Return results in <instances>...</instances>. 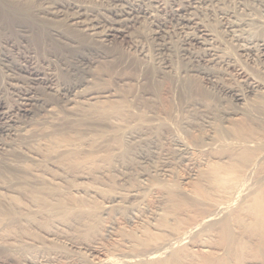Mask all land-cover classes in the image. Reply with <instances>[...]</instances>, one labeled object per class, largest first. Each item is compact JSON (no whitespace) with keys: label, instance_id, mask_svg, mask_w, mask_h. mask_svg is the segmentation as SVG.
Segmentation results:
<instances>
[{"label":"rangeland","instance_id":"obj_1","mask_svg":"<svg viewBox=\"0 0 264 264\" xmlns=\"http://www.w3.org/2000/svg\"><path fill=\"white\" fill-rule=\"evenodd\" d=\"M0 1L3 3V8L10 12V15L0 16V99L12 109L11 113H13H10L9 116L15 121L12 125L13 128L20 129L23 126L21 129L25 131L28 128L27 134H30L34 128V131L31 132L37 131L39 134L46 129L48 131L55 130L54 126H59L57 129L59 132L63 131L60 132L63 138H74L81 134L78 136H84V141L80 142L82 153L76 156L81 160H92L90 164L73 166L71 163L73 157L65 158L61 161L62 164L59 162H48L47 164L46 161H38L39 158L24 157L26 161L24 160L22 163L23 168L41 169L43 167L42 170L46 173L56 176L57 182L61 179L58 182L59 185L64 183L61 186L66 187L74 184L95 186L104 189V191L106 189V194L104 192L99 197H94L93 201L97 204H100L104 195L110 193L117 194L119 192L118 194L128 197L131 190L132 192L133 190L139 191L136 197L129 196L125 197L126 199L117 200L118 203L120 202L118 205L121 204L120 207L127 210V215L126 212L124 214L118 211V213L101 216L97 232L91 236L85 238L82 233L83 227L73 228L71 226L69 232L75 238L72 241L80 246L79 249L73 248L70 241L65 238L47 237L38 226L15 223L5 227L1 224L0 264H79L81 260L92 258L93 254L89 250L93 244V248L98 251L108 252L114 245L116 236L131 235L143 227L152 231L148 227L151 217L150 210L142 208V203H140L141 197L148 198L147 201L151 203L160 196V191H152L154 189L148 187L150 180H159L160 182L170 180L182 185L185 178L186 181L193 184L198 179L195 172L202 169L201 166L206 160L207 162L215 161V156L231 152L237 153V148L224 150L214 147L212 141L217 137L216 131L219 129L225 130L231 138L249 139L264 136V114L251 116L245 109L259 97L247 92L241 78L243 71V73L246 72L257 79L264 80V56L258 52H242L238 43L225 36L223 27L220 28L223 20L217 13V5L209 9L202 8L200 10L199 8L196 13L199 18L201 17L202 23L204 22L215 32L218 42L215 45L224 57L227 56L225 63L214 66L218 73V77L215 78L216 85L222 86L221 89L228 87V89L236 90L242 94L245 100L243 105L231 100V97L224 94L223 89H220V86L216 88L201 80L200 77L178 78L174 73L168 74V72L164 75H156L161 64L159 58L165 57L177 67L179 64L180 67L184 65L186 60H183L177 52L178 45L176 44L179 38L177 34L174 35L175 40L173 39V51L160 52L156 50L155 41L150 36L152 25L146 23L134 31L130 30L140 47L148 53V58L144 61L138 59L137 53L130 49L127 40L112 38L110 42H97L91 40L93 37L87 36L81 28L68 21L67 17L72 15L78 7H82L87 10L89 15L91 13V17L101 20V25L108 26L106 20L109 19L106 17L110 18V15L102 9L106 0ZM142 1L147 5L158 6L157 14L162 13L160 16H163L164 19L167 18L165 20L169 28L176 24L169 13L173 6L170 5L171 0L170 2L169 0ZM163 1L168 4L167 6L170 5V8ZM243 1L221 0L222 5L220 4L219 7L239 10ZM215 8H217L216 11ZM56 31L60 34L54 35L57 33ZM33 72L40 73L48 84L33 80L30 74ZM67 90L71 92H67ZM90 90L114 92L116 97L113 101L123 105L124 110L119 111L116 116H112L109 121L102 117L96 119L98 115L94 117L93 114L88 117V120L76 121L68 107L74 106L75 108L72 109L76 110L79 105L68 103L72 102L71 100L74 98L78 99L77 93L81 92L79 95H82ZM25 94H29L35 102L33 100L26 101ZM69 99L70 102H68ZM45 108L47 111L44 110ZM49 109L50 112H48ZM67 109L69 112L66 111ZM52 115L53 117H51ZM58 117L60 118L58 119ZM90 117L92 119H89ZM138 118L142 119V126L137 124ZM55 120L57 122L63 120V122L61 121L60 125H55ZM163 121H168L171 128L166 126L158 128V122ZM2 122L3 120H0V126ZM116 124L121 126L122 130L125 129L122 141L128 151L125 150L124 155L119 154L122 151L118 152L119 149L107 141H103L98 146L89 145L86 139L89 135L109 133L111 126ZM60 127L62 128L60 129ZM10 132L12 133V131ZM10 132L0 130V142L10 141L12 138ZM126 132H128L127 136ZM176 132L188 144L189 152L185 153L186 151L184 152L174 144V140L178 136ZM35 137L37 139L35 138L34 142L25 145V148H29V150H26L22 143H18V146L21 145L20 148L26 153L31 150L42 153L46 148L41 143L42 141L47 143L48 138L45 141L46 137ZM1 151L0 165L5 160L2 155L5 152H11L12 149L4 147ZM162 160L164 161L162 162ZM199 162H202V165ZM165 163L167 164L165 165ZM168 169L170 172H165ZM160 178H163L162 181ZM9 179L2 175L0 183H7ZM153 192L158 193L154 194ZM17 198L22 200L20 197ZM22 202L25 203L24 200ZM235 202L234 207L238 201ZM135 207L140 209V213L139 211L134 213H137L136 217L131 210ZM130 211L131 214H129ZM125 216H131L133 222L128 223ZM105 228L108 230L110 228V230ZM18 240L19 242L15 243ZM93 241H97L96 244L92 243ZM15 244L27 246V250L19 249V247L14 248Z\"/></svg>","mask_w":264,"mask_h":264},{"label":"bare ground","instance_id":"obj_2","mask_svg":"<svg viewBox=\"0 0 264 264\" xmlns=\"http://www.w3.org/2000/svg\"><path fill=\"white\" fill-rule=\"evenodd\" d=\"M104 2L106 4L102 6V9L110 15V18L106 17L109 19L106 20L108 26L101 25V20L91 17V13L89 15L87 10L82 7H78L76 10L72 8L75 11L67 19L71 24L81 28L87 36L93 37L91 40L105 43L110 42L112 38L127 40L130 49L137 53L138 59L144 61L147 60L148 53L140 47L130 30L134 31L146 23L152 25L153 29L150 36L155 41L156 50L160 52H172L174 35H179L176 44L178 45L177 52L183 60H186L184 65L180 67L179 64V68L173 65L169 59L159 58L161 64L156 71L157 76L168 72V74L174 73L178 78L200 77L201 80L217 88L215 78L218 77V73L214 66L227 60V56L224 57L215 45V43L218 44L215 32L207 27L204 22L202 23L201 17L199 18L196 13L199 8L200 10L202 8L209 9L215 5L218 7V9L215 8V11L217 9V13L223 20L220 28L223 27L225 36L238 43L242 52H258L264 56V0H244L239 10L219 7L220 4L222 5L221 0H171L170 5H173L171 8L163 1L170 8L169 13L176 22L172 28L167 26L165 20L167 18L164 19L163 16H160L162 13L157 14L158 6H154L151 1L152 5L144 4L142 0H106ZM159 4H161L160 1ZM162 8L164 7L162 6ZM165 10L168 11V9ZM162 11L164 12V10ZM9 13L3 8V3L0 1V16L10 15ZM59 34L57 32L54 35ZM30 74L33 80L48 84L40 73L33 72ZM241 78L248 90L246 91L259 97L258 100L255 98L256 101L245 108L246 111L251 116L264 114V80L257 79L246 72L243 73V71ZM222 89L224 94L231 97V100L240 105L244 104L245 100L242 94L236 90L228 89V87ZM67 92L71 91L67 90ZM79 93L81 94V92ZM79 93L77 94L79 95ZM78 95V99L74 98L71 100L72 102L70 99L68 101L70 105L71 103L79 105L78 108L73 110L74 106H67L71 110V114L75 116L76 121L88 120L92 114L94 117L98 115L96 119L102 117L109 121L112 116H116L119 111L124 110L123 105L113 101L116 95L111 91L90 90ZM24 99L26 101L33 100L29 94H25ZM36 99L39 98L36 97ZM44 110L47 111L46 108ZM11 111L10 106H6L0 99V120H3L0 130L12 131V133L10 132L12 135L10 141L0 142V151L4 147L12 149L11 152L8 151L7 153L4 151L5 156L4 154L2 156L5 160L0 165V177L4 175L5 178H10L7 183H0V225L7 227L16 223L38 226L47 237L65 238L70 241L73 248L79 249L80 246L72 241L74 237L69 232L70 227H83L82 233L85 238L91 236L97 232L96 229H98L101 216H107L114 212L118 213V211L123 213L127 211L120 207L121 204L118 205L120 202L117 201L127 196L120 195L119 192L117 194L110 193L111 195H104L100 204H97L93 201L94 197H99L106 189L104 191V189L95 186H77L74 184L66 187L61 186L64 184L62 182L59 185L58 182L61 179H58L57 182L56 176L46 173L42 170L43 167L41 169L23 168L24 157L39 158L38 161H46L47 164L48 162L61 163L65 158L73 157L71 160L73 166L90 164L92 160H81L76 156L82 153L80 142L84 141V136H78L81 134L74 138H63L60 134L63 131L59 132L57 129L59 126H54L55 130L52 128L51 131L46 129L44 132H38L39 134L37 131L32 133L34 128H31L30 134H27V130L29 131L27 127L26 131L21 129L23 126L20 129L13 128L12 125L15 121L9 116L13 113ZM57 120H55V125H60L59 123L63 122V120L58 122ZM141 120L138 118L137 124L141 125ZM164 126L170 127V123L168 121L158 122V128ZM124 132L125 129L122 130V127L116 124L111 126L109 133L91 134L86 139L90 146H98L103 141L110 142L116 149H119L118 152L122 151L119 154L124 155L125 150L128 151L122 141ZM126 133L127 136L128 132ZM216 133H218L217 137L212 141L214 147L224 150L237 148L238 152L221 154L218 157L213 156L215 161L207 162L206 160L203 165V161L199 162L202 169L195 172L198 179H195L193 184L186 181L185 178L182 185L174 181H167L168 177L163 182L150 180L148 187L154 189L152 191H160V196L156 200L154 198L156 202L151 200L153 203L147 201L148 198L141 197L140 203H142V208H149L150 210L151 217L148 227L152 231H148L146 227H140L141 229H135L134 234L116 236L115 243L108 252L98 251L93 248V244V247L88 249L93 254L92 258L85 260H81V258L79 264H264V136L249 139L231 138L222 129L217 130ZM35 136L46 137L45 141L48 138L47 143H43V141L41 143L46 148L42 153L39 151L32 152V150L26 153L20 148L21 145L18 146V143H22L25 148L26 144L35 141ZM174 141V144L181 150L186 151L185 153L189 152L188 144L179 135ZM27 149L29 150V148ZM166 171L170 172L169 169ZM160 179L162 181L163 178ZM138 192L131 190L128 197H136ZM16 196L24 200L25 203ZM235 201L238 203L234 207ZM131 210L135 217L137 214H134L135 212L139 211L140 213V209L138 210L137 207L131 208ZM141 215L139 214V216ZM125 218L128 223L133 222L131 216H125ZM138 219L140 218L138 217ZM18 242L19 240L15 243ZM95 242L97 241L92 243ZM13 246L27 250V246H18V244Z\"/></svg>","mask_w":264,"mask_h":264}]
</instances>
